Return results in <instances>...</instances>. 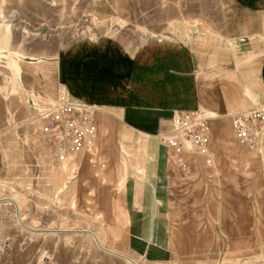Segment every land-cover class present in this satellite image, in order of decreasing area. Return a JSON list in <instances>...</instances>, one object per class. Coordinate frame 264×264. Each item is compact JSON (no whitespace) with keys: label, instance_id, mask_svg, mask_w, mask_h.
<instances>
[{"label":"crops","instance_id":"0c3cea01","mask_svg":"<svg viewBox=\"0 0 264 264\" xmlns=\"http://www.w3.org/2000/svg\"><path fill=\"white\" fill-rule=\"evenodd\" d=\"M221 1L231 10L215 42L203 39L207 45L202 46L198 40L160 39L129 47L113 38L85 39L45 69L57 88L47 91L49 102L42 101L36 112L52 107L64 91L95 109L97 130L91 148L59 163L55 199L68 195L73 201L89 187L85 196L95 194L89 214L124 234L126 254L111 251L137 258L127 257L135 264L142 262L144 247H169L172 228L181 227L187 241L186 228L195 226L208 228L218 240L234 241L243 238L241 218L253 224L262 206L264 216V201L242 204L228 196L236 190L233 177L241 168H256L264 179V156L251 158L239 149L230 121L256 108L264 94V0ZM192 110L208 119L210 144L207 155L185 157L195 178L186 204L174 209L170 183L175 159L157 137L179 112ZM261 141L264 148V137ZM195 211L196 224L190 222Z\"/></svg>","mask_w":264,"mask_h":264},{"label":"rangeland","instance_id":"374dc122","mask_svg":"<svg viewBox=\"0 0 264 264\" xmlns=\"http://www.w3.org/2000/svg\"><path fill=\"white\" fill-rule=\"evenodd\" d=\"M228 10L221 0H0V264H130L83 232L91 230L101 247L126 254L124 234L89 214L95 201V194L85 196L89 187L73 201L68 195L55 199L60 162L38 131L47 109L36 112L42 101L49 102L47 91L57 88L45 73L47 65L85 39L113 38L129 47L160 39L215 42ZM173 155L170 191L176 209L186 204L195 174L186 168L188 154ZM235 172L230 199L263 205L262 172L252 167ZM256 209L253 224L239 220V240H218L208 228L195 226L186 228L187 241L181 227L172 228V244L144 247L139 264L264 263L263 206ZM190 222H199L196 211Z\"/></svg>","mask_w":264,"mask_h":264},{"label":"built area","instance_id":"2783aa9c","mask_svg":"<svg viewBox=\"0 0 264 264\" xmlns=\"http://www.w3.org/2000/svg\"><path fill=\"white\" fill-rule=\"evenodd\" d=\"M55 104L39 116L40 135L44 145L56 161L64 160L74 153L84 152L93 146L97 137L94 120L95 109L60 92ZM233 137L239 147L249 155L261 154L264 148V94L256 108L230 116ZM158 142L175 156L184 154H208L210 127L201 112H179L158 133Z\"/></svg>","mask_w":264,"mask_h":264},{"label":"water","instance_id":"95a60500","mask_svg":"<svg viewBox=\"0 0 264 264\" xmlns=\"http://www.w3.org/2000/svg\"><path fill=\"white\" fill-rule=\"evenodd\" d=\"M84 233H87V234H91V235H93L92 234V232H89V231H83ZM101 250H103V251H107V252H109L110 254H113V255H115V256H117V257H119V258H124L125 260H127V261H129L130 263H132V264H134L130 259H128L127 257H125V256H123V255H118V254H116L115 252H113V251H111V250H108V249H104V248H102V247H99Z\"/></svg>","mask_w":264,"mask_h":264},{"label":"bare ground","instance_id":"6f19581e","mask_svg":"<svg viewBox=\"0 0 264 264\" xmlns=\"http://www.w3.org/2000/svg\"><path fill=\"white\" fill-rule=\"evenodd\" d=\"M100 242V241H99ZM101 243V242H100ZM130 264H132V263H130ZM135 264V263H134Z\"/></svg>","mask_w":264,"mask_h":264}]
</instances>
